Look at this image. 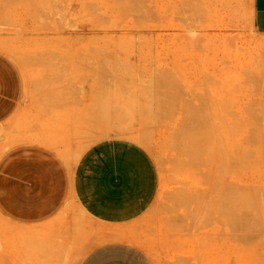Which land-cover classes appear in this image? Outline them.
Returning a JSON list of instances; mask_svg holds the SVG:
<instances>
[{
	"label": "rangeland",
	"instance_id": "374dc122",
	"mask_svg": "<svg viewBox=\"0 0 264 264\" xmlns=\"http://www.w3.org/2000/svg\"><path fill=\"white\" fill-rule=\"evenodd\" d=\"M49 1L0 0V59L23 92L0 162L36 146L70 175L84 150L132 140L159 176L119 229L145 264H264V40L247 18L211 0ZM77 206L33 224L1 213L0 264L80 261L93 225Z\"/></svg>",
	"mask_w": 264,
	"mask_h": 264
},
{
	"label": "crops",
	"instance_id": "0c3cea01",
	"mask_svg": "<svg viewBox=\"0 0 264 264\" xmlns=\"http://www.w3.org/2000/svg\"><path fill=\"white\" fill-rule=\"evenodd\" d=\"M211 4L218 15L247 18L250 29L264 40V0H211ZM22 94L14 67L0 59V122L21 105ZM158 190L153 158L143 146L125 138L84 150L70 175L55 154L36 146L13 150L0 162V214L33 224L52 216L65 200L76 203L93 225L87 236L83 234L84 254L75 264H145L138 247L124 240L119 229L145 214ZM18 229L33 238L39 234L36 228Z\"/></svg>",
	"mask_w": 264,
	"mask_h": 264
},
{
	"label": "bare ground",
	"instance_id": "6f19581e",
	"mask_svg": "<svg viewBox=\"0 0 264 264\" xmlns=\"http://www.w3.org/2000/svg\"><path fill=\"white\" fill-rule=\"evenodd\" d=\"M47 1H48V0H47ZM50 1H51V0H50ZM50 1H49V2H50ZM51 2H52V1H51ZM44 3H45V2H44ZM52 4H53V2H52ZM48 5H50V4H48ZM46 7H47V5H46ZM53 8H54V7H53ZM63 15H65V14H63ZM63 15H62V16H63ZM65 17H66V16H65ZM45 18H46V17H45ZM47 19H49V18H47ZM68 19H69V18H68ZM61 20H62V18H61ZM61 20H60V21H61ZM45 22H46V21H45ZM14 23H15V22H14ZM47 23H48V22H47ZM64 23H65V22H64ZM0 29H1V28H0ZM10 29H12V28H10ZM12 30H13V29H12ZM80 37H81V36H80ZM73 39H74V38H73ZM76 39H77V38H76ZM78 39H80V38H78ZM67 40H69V39L67 38ZM74 42H75V40H74ZM41 54H42V53H41ZM40 56H41V55H40ZM40 56H39V57H40ZM42 56H43V55H42ZM44 56H45V55H44ZM44 58H45V57H44ZM44 58H43V59H44ZM38 59H39V58H38ZM43 59H42V60H43ZM39 60H40V59H39ZM44 247H45V246H44ZM49 248H50V247H49ZM49 248H47V249H49ZM53 249H54V248H53ZM45 250H46V249H45ZM45 250H44V251H45ZM40 251H41V250H40ZM54 251H55V250H54ZM50 253H51V252H50ZM54 255H55V254H54ZM40 258H41V257H40ZM49 258H50V256H49ZM45 260H46V259H45ZM45 260H44V261H45ZM48 262H49V261H48Z\"/></svg>",
	"mask_w": 264,
	"mask_h": 264
}]
</instances>
